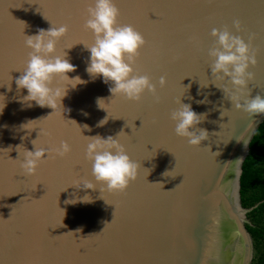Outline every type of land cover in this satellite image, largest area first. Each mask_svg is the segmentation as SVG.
<instances>
[{"label":"water","instance_id":"water-1","mask_svg":"<svg viewBox=\"0 0 264 264\" xmlns=\"http://www.w3.org/2000/svg\"><path fill=\"white\" fill-rule=\"evenodd\" d=\"M115 3L120 23L148 41L135 74L151 77L159 103L149 92L139 103L113 96L112 82L86 71L85 45L95 37L84 23L94 0H0V264H251L247 214L258 203L242 205L241 175L264 114L235 108L223 91L231 94L233 85L212 76L208 50L216 44L213 28L227 25L246 42L254 33L258 64L249 69L255 79L245 93L264 98V0ZM51 23L69 26L57 49L76 66L69 78L83 81L54 83L68 90L56 110L25 101L27 89L15 83L32 51L25 36ZM161 76L167 78L163 88ZM179 100L206 114L198 128L209 139L199 147L175 133L170 113ZM97 135L117 138L141 165L124 192H110L92 176L87 137ZM33 140L45 149L66 141L71 151L64 157L46 152L36 173L27 175L20 162L25 150L35 151ZM86 180L95 189L83 188Z\"/></svg>","mask_w":264,"mask_h":264},{"label":"clouds","instance_id":"clouds-1","mask_svg":"<svg viewBox=\"0 0 264 264\" xmlns=\"http://www.w3.org/2000/svg\"><path fill=\"white\" fill-rule=\"evenodd\" d=\"M120 15V9L115 0H94V4L88 7L84 28L93 33L95 40L91 45L84 44L90 52V62L86 71L92 78L102 76L106 84L112 82L114 87H110L109 91L113 96L122 95L139 103L144 94L149 92L159 103L157 86L152 82L151 77L135 74L134 65L148 41L134 26L122 25ZM233 25L237 32L243 30L239 19L234 20ZM68 32L67 24L59 26L52 24V27L47 30L39 29L36 35L25 36V45L32 51L29 52L26 67L21 71L22 74L15 80L18 89H27L28 95L24 97L25 101H34L40 107H50L56 110L58 107H63L62 101L68 90L60 86L54 87V83L58 79L83 83L79 76L69 78L67 74L75 72L76 66L67 58L66 51L61 54L57 49L58 42ZM211 36L216 39L215 46L208 50V56L212 58L210 66L212 76L217 79L227 78L231 82L233 85L231 94H228L226 88L223 91L236 109L250 115L264 114V98L260 95L249 98L250 91L245 93L249 82L255 79V73L249 69L258 64L254 51L255 34H250L246 42L242 36L233 35L229 27L225 25L223 30L213 28ZM166 84L167 78L161 76L160 87L163 88ZM102 100L99 99L98 104L104 109L101 106ZM177 103L179 107L170 113V119L175 122L176 135L186 138L190 146H201L203 141L209 139V132L198 128L206 119V114L196 113L190 104L182 103L181 100ZM222 116H224L223 112ZM107 122L106 117L98 123L97 127ZM84 128H88V125H84ZM122 132L118 134V137ZM87 138L89 143L86 147V157L92 163L91 171L95 181L105 186L110 192L126 191L130 184L138 178L140 163L127 154V150L117 138L109 136L105 139L99 135ZM36 141H32L35 151L25 150L23 160L20 162V167L27 175L36 173L46 152H55L56 155L64 157L71 151L66 141H61L59 147L54 149L37 147ZM166 173L168 172L164 173L165 176ZM83 188L95 189V186L91 181L86 180L83 182ZM87 197V195L84 196L82 200L88 202ZM72 201H65V203H72ZM108 224L110 223H107L106 227ZM76 231L79 232L81 229Z\"/></svg>","mask_w":264,"mask_h":264},{"label":"trees","instance_id":"trees-1","mask_svg":"<svg viewBox=\"0 0 264 264\" xmlns=\"http://www.w3.org/2000/svg\"><path fill=\"white\" fill-rule=\"evenodd\" d=\"M240 195L244 207L258 203L247 215L253 223L247 228L254 242L251 264H264V121L253 137L242 165Z\"/></svg>","mask_w":264,"mask_h":264},{"label":"flooded vegetation","instance_id":"flooded-vegetation-1","mask_svg":"<svg viewBox=\"0 0 264 264\" xmlns=\"http://www.w3.org/2000/svg\"><path fill=\"white\" fill-rule=\"evenodd\" d=\"M248 215V214H247ZM249 218V217H248ZM250 219V218H249Z\"/></svg>","mask_w":264,"mask_h":264}]
</instances>
